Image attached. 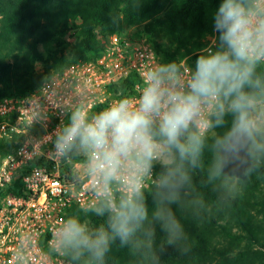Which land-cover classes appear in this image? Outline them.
Returning a JSON list of instances; mask_svg holds the SVG:
<instances>
[{
  "label": "trees",
  "instance_id": "obj_1",
  "mask_svg": "<svg viewBox=\"0 0 264 264\" xmlns=\"http://www.w3.org/2000/svg\"><path fill=\"white\" fill-rule=\"evenodd\" d=\"M221 0H0V98L25 96L45 78L78 62L96 58L104 38L141 27L132 37L144 38L164 61L194 65L213 31V14ZM99 36L101 38H99ZM40 46L47 47L43 54ZM180 65V64H179ZM178 65V68H179ZM39 67V68H38ZM190 67V66H189ZM264 80V62L256 69ZM246 91L251 89L246 88ZM257 103L264 104V90ZM235 114L223 123L211 117L212 137L202 143L193 164L168 148L169 163L152 166L159 184L143 191L147 218L127 244L109 242L102 260L90 252L66 246L73 264H264V132L230 135ZM251 119V109L249 110ZM192 130L182 137V141ZM195 134V133H194ZM157 140L163 142L162 137ZM176 172L175 187H161L163 175ZM104 206H101L102 208ZM99 209V208H98ZM179 224L178 232L156 217ZM89 234L109 213L98 215L72 208ZM110 231V229H109Z\"/></svg>",
  "mask_w": 264,
  "mask_h": 264
},
{
  "label": "clouds",
  "instance_id": "obj_2",
  "mask_svg": "<svg viewBox=\"0 0 264 264\" xmlns=\"http://www.w3.org/2000/svg\"><path fill=\"white\" fill-rule=\"evenodd\" d=\"M213 31L219 47L204 48L190 66L185 90L177 86L178 65L184 61L157 62L140 73L139 92L133 98L121 95L99 111L76 107L67 123L56 133L54 147L69 152L79 146L91 155V171L104 185L115 180L125 167L130 171L127 181L129 196L117 202L107 199L98 215L109 213L108 229L103 225L89 234L78 220L69 219L63 228L67 245L87 250L102 260L114 237L127 244L147 218L143 195V178L151 170L161 142L175 148L180 159L191 158L195 164L202 143L201 136L213 122L202 115L204 103L215 102V125L223 123L226 111L235 114L230 135L250 134L253 127L249 110L264 90V80L256 75L264 62V0H221L213 14ZM251 89L246 91L245 89ZM195 124L200 135L190 134ZM169 171L160 181L161 187L178 185L181 175ZM164 227L179 231V224L156 212ZM110 229V231H109Z\"/></svg>",
  "mask_w": 264,
  "mask_h": 264
},
{
  "label": "built area",
  "instance_id": "obj_3",
  "mask_svg": "<svg viewBox=\"0 0 264 264\" xmlns=\"http://www.w3.org/2000/svg\"><path fill=\"white\" fill-rule=\"evenodd\" d=\"M102 44L96 58L48 76L31 93L0 98V264H73L62 234L69 210H96L109 198L119 202L129 196L126 167L104 185L92 174L87 150L77 146L65 153L54 147L70 111H99L121 95L134 99L140 73L160 62L144 38L114 33ZM214 46L215 37H209L205 48ZM177 77V86L186 90L185 61ZM215 112V102L202 105L207 119ZM189 130L200 135L195 124ZM212 136L210 127L201 137ZM159 155L160 150L143 178V191L159 184L152 168Z\"/></svg>",
  "mask_w": 264,
  "mask_h": 264
},
{
  "label": "rangeland",
  "instance_id": "obj_4",
  "mask_svg": "<svg viewBox=\"0 0 264 264\" xmlns=\"http://www.w3.org/2000/svg\"><path fill=\"white\" fill-rule=\"evenodd\" d=\"M141 31H142L141 27H132V28L124 29L122 34L130 35L132 33H139ZM99 38L101 37L99 36ZM105 39L106 38H104V40ZM46 50L47 47L45 46L39 47V51L43 54L46 52ZM251 119L253 123V128L257 131L264 132V104L256 103V105L251 109ZM159 150H160V155L158 158V162L161 164L169 163L170 155L168 152L167 145L161 142V146Z\"/></svg>",
  "mask_w": 264,
  "mask_h": 264
}]
</instances>
